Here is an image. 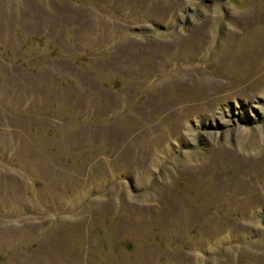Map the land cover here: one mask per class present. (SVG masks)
Segmentation results:
<instances>
[{
    "label": "rangeland",
    "instance_id": "rangeland-1",
    "mask_svg": "<svg viewBox=\"0 0 264 264\" xmlns=\"http://www.w3.org/2000/svg\"><path fill=\"white\" fill-rule=\"evenodd\" d=\"M0 264H264V0H0Z\"/></svg>",
    "mask_w": 264,
    "mask_h": 264
},
{
    "label": "water",
    "instance_id": "water-1",
    "mask_svg": "<svg viewBox=\"0 0 264 264\" xmlns=\"http://www.w3.org/2000/svg\"><path fill=\"white\" fill-rule=\"evenodd\" d=\"M128 248H130V244H128V246H127Z\"/></svg>",
    "mask_w": 264,
    "mask_h": 264
}]
</instances>
